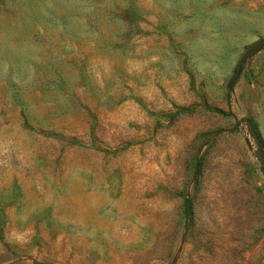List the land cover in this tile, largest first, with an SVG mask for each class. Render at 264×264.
<instances>
[{
  "label": "rangeland",
  "instance_id": "rangeland-1",
  "mask_svg": "<svg viewBox=\"0 0 264 264\" xmlns=\"http://www.w3.org/2000/svg\"><path fill=\"white\" fill-rule=\"evenodd\" d=\"M264 0H0V264H264Z\"/></svg>",
  "mask_w": 264,
  "mask_h": 264
},
{
  "label": "water",
  "instance_id": "water-1",
  "mask_svg": "<svg viewBox=\"0 0 264 264\" xmlns=\"http://www.w3.org/2000/svg\"><path fill=\"white\" fill-rule=\"evenodd\" d=\"M263 48H264V38L249 48V50L244 54V56L241 58V60L238 63L236 72L233 77V81H236L240 77L243 68V63L249 58L258 54L261 50H263ZM259 158L264 168V151L262 148L259 149Z\"/></svg>",
  "mask_w": 264,
  "mask_h": 264
}]
</instances>
